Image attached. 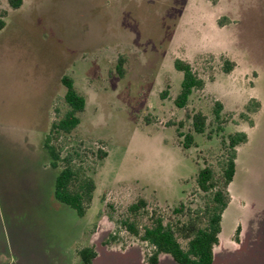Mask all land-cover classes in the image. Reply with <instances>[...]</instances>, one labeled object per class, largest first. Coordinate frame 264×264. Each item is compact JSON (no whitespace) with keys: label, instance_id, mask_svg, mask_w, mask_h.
<instances>
[{"label":"rangeland","instance_id":"obj_1","mask_svg":"<svg viewBox=\"0 0 264 264\" xmlns=\"http://www.w3.org/2000/svg\"><path fill=\"white\" fill-rule=\"evenodd\" d=\"M0 13V264H83L86 245L93 264H149V246L119 226L132 217L127 207L146 202L139 225L150 213L172 223L200 216L209 196L196 173L208 166L219 180L221 138L234 132L246 141L225 187L215 264H264V0H22L16 9L0 0ZM176 59L203 81L184 108L173 103ZM64 74L86 104L77 127L52 143L61 156L76 152L95 182L83 217L53 198L57 169L44 148L64 109ZM197 111L208 125L183 148L175 129L191 131L186 115ZM156 264L177 263L162 254Z\"/></svg>","mask_w":264,"mask_h":264},{"label":"trees","instance_id":"obj_2","mask_svg":"<svg viewBox=\"0 0 264 264\" xmlns=\"http://www.w3.org/2000/svg\"><path fill=\"white\" fill-rule=\"evenodd\" d=\"M7 2L16 9L21 5L22 0H7ZM3 16L4 14L0 13V29L5 24ZM124 62L122 56L116 59L115 72L118 77L124 76ZM173 66L181 73L180 88L173 103L178 108H184L193 91L203 86V81L195 74L189 63L176 59ZM60 81L65 89L62 97L64 109L51 123L50 135L44 141V148L50 157L51 167L57 169L52 190L53 198L73 209L78 217H83L92 200L95 182L81 163L75 164V158L79 157L76 152L61 156L59 146L52 143V135L71 133L80 123L79 114L84 111L86 101L84 95L74 86V80L70 75L64 74ZM165 94L166 90H163L161 96ZM221 111L222 105L215 102L212 107V116L214 123L217 124L213 132L223 130L220 127L222 124ZM186 116L190 121L191 131L182 133L179 130L182 126L181 122L175 129L177 136L181 138L180 146L183 148L192 146L194 134H203L208 125L206 116L199 111ZM211 133L212 129L207 134L208 138ZM221 141L225 148V155L219 180L214 178V173L208 166L200 168L195 176L197 188L209 196L201 211H196L200 213V216L196 213L194 217L189 216L184 221L172 223L166 221L160 214L150 213L147 223L139 225L136 218L140 212L145 210L146 202L138 198L127 207V213L132 217L121 219L119 226L149 246L151 253L147 256L148 263L156 264L160 255L167 254L177 264H211L214 246L219 241L222 212L227 204L225 187L231 182L235 173V148L246 141V134L234 132L228 134L226 138H221ZM96 156L98 159H103L106 152L98 148ZM184 209V203L180 201L171 212L177 215L183 213ZM178 235L184 241L183 245L178 240ZM110 238H114V235ZM77 254L83 264H92V259L97 255L95 249L88 245L81 247Z\"/></svg>","mask_w":264,"mask_h":264},{"label":"water","instance_id":"obj_3","mask_svg":"<svg viewBox=\"0 0 264 264\" xmlns=\"http://www.w3.org/2000/svg\"><path fill=\"white\" fill-rule=\"evenodd\" d=\"M165 255H167V254H165ZM169 256V255H168ZM95 258H97V255L92 259V264H93V260L95 259ZM171 258V257H170ZM172 259V258H171ZM173 260V259H172ZM159 261V260H158ZM174 261V260H173ZM175 262V261H174ZM176 263V262H175ZM150 264V263H149ZM211 264H215V256H214V251H213V260H212V262H211Z\"/></svg>","mask_w":264,"mask_h":264}]
</instances>
